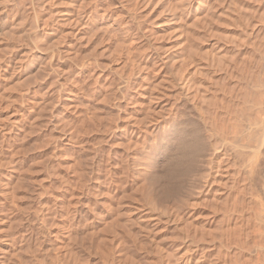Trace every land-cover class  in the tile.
Listing matches in <instances>:
<instances>
[{
  "label": "rangeland",
  "instance_id": "374dc122",
  "mask_svg": "<svg viewBox=\"0 0 264 264\" xmlns=\"http://www.w3.org/2000/svg\"><path fill=\"white\" fill-rule=\"evenodd\" d=\"M53 1L56 32L35 58L34 34L11 50L0 28V55L16 62L0 67V264H244L240 226L264 203V131L260 147L247 134L251 148L217 153L233 156L239 197L236 174L203 189L196 178L195 190L190 170L181 194L163 189L166 168L189 170L180 148L208 147L212 111L227 105L219 124L238 130L264 118V0H85L84 13L81 0ZM237 197L243 216L229 221Z\"/></svg>",
  "mask_w": 264,
  "mask_h": 264
},
{
  "label": "bare ground",
  "instance_id": "6f19581e",
  "mask_svg": "<svg viewBox=\"0 0 264 264\" xmlns=\"http://www.w3.org/2000/svg\"><path fill=\"white\" fill-rule=\"evenodd\" d=\"M80 1V0H79ZM85 0H81V3H79V5L77 6V9L80 11L81 9H82V13H84L85 12V10H84V6L82 5L83 4V2H84ZM198 4H200V2L198 3ZM53 5H54V1L53 0H0V15L2 14V12L4 13V14H6V20L4 21V24H3V26H1L0 28H3V30L5 31V33H7L8 34V36L10 37V43L9 44H7V47L9 48L10 47V49L11 50H13L14 49V45H13V42L14 41H16L15 39H20L21 41L23 40V39H25L26 41L27 40H29L30 41V39H31V35L32 34H34V42H30L29 44H27V48H28V45H30L31 47H29L28 48V50L25 52V57H26V60H31V59H33V58H35L34 56V54H33V50H34V48L35 47H37L36 46V43H37V40H39V38L40 39H42V37L43 36H45V33L46 32H48L49 30H51V31H53L52 33L54 34V30L55 29H53V22H57V21H59L58 19H59V17L58 16H56V14L58 13V12H60V11H58V12H55V10L56 9H53L52 7H53ZM190 8H191V6H190ZM198 11V7H196V12ZM25 13H27L26 15H25ZM22 14H24V15H22ZM20 15L21 16H24L25 18H23V19H21V22H20ZM74 15H75V17H74ZM60 17H62V15L60 16ZM74 17V18H73ZM0 18H1V16H0ZM60 19H63L62 21H64L65 19L62 17V18H60ZM67 20V19H66ZM65 20V21H66ZM68 20H69V23H70V27L68 28V30H69V32L68 33H72L73 31H72V28H71V26L75 23V25L77 24V23H79L80 21H81V14H80V12H75L74 14H72L70 17H68ZM74 22V23H73ZM2 25V24H1ZM74 25V26H75ZM50 31V32H51ZM55 32H56V30H55ZM62 33H61V35L64 33V34H67V33H65V31L63 32V31H61ZM0 33H1V30H0ZM52 33H48V36H52ZM1 36H2V33L0 34ZM60 35V36H61ZM0 36V37H1ZM5 35H3L2 36V38L4 37ZM53 36H55V35H53ZM63 36V35H62ZM8 37V38H9ZM6 39H7V36L5 37ZM56 38V37H55ZM59 39V38H58ZM1 40L2 39H0V42H1ZM4 40V39H3ZM8 40V39H7ZM19 40V41H20ZM14 44H15V42H14ZM58 44V43H57ZM56 44V45H57ZM12 46V47H11ZM36 49V48H35ZM38 49V48H37ZM10 50V51H11ZM3 54H1L0 56V67H11V66H14L13 65V62L15 61V60H11L10 58H5V57H3L2 56ZM16 62H14V64H15ZM4 65V66H3ZM235 67V66H234ZM6 68L4 69V71H7L6 70ZM237 68V67H236ZM236 68H235V70H236ZM1 72L2 71H0V74H1ZM5 73V72H4ZM2 74H3V72H2ZM231 74V73H230ZM6 76V75H5ZM2 78H5L4 77V75H2ZM1 78V79H2ZM185 81V82H184ZM183 86H185V88H189L191 85H190V80H188V81H186V79H184L183 80ZM192 83V82H191ZM262 86V85H261ZM199 90V89H198ZM221 94V93H220ZM222 96V95H221ZM224 97V96H223ZM204 98V97H203ZM229 99V98H228ZM223 100V99H222ZM218 101V100H217ZM230 101V100H229ZM223 102H224V100H223ZM217 103V102H216ZM216 103L214 104V105H216ZM225 103V102H224ZM264 103V102H263ZM210 104V103H209ZM226 104V103H225ZM253 104V103H252ZM257 104V103H256ZM262 104V103H261ZM229 105V104H228ZM255 105V104H254ZM264 105V104H263ZM221 106H222V108H221ZM220 106V108L219 109H215V112L214 111H212V113H210V115L207 117L208 118V121H207V123L209 124V126L208 127H210L208 130H209V144H208V147L207 148H205L204 146H203V144H200V143H195V144H192V146H188V147H183V148H180V150L179 151H181V153L180 152H178L177 154V157L176 158H178V156H179V158L181 159V161H185V160H188L189 161V164H190V162H191V166L189 165V167L188 166H184L185 168H188L189 170H186V172H184V170H182V171H180L181 172V174L180 173H178V171L176 172L177 173V175L178 174H180V175H178V176H176L175 175V172H173L172 171V167H171V169H170V167L167 169L166 168V170L169 172L170 170H171V172H164L165 173V177L167 176L168 177V179H170V180H168L169 181V183L167 184V182L168 181H166L165 183V187H164V192H166L167 190H168V192H166V195L167 196H171V195H176L177 193H179V194H181L180 192H181V188H182V186L184 185V187H185V185H186V182L188 181V180H190V179H188L187 180V175H188V172H189V174L191 173V172H193L194 174H190L191 175V178L195 175L196 177H194L193 179H194V186L195 185H197V184H199V185H203L201 188L203 189V187H205V188H207V187H210V185H211V183L212 182H214L213 180H214V178L215 177H217V176H221V177H228L229 175H230V177L232 178V176L233 175H235V178L233 179V181H232V188L233 189H235L236 190V192H237V196L239 195V193H241V191H240V186H239V179L237 178V177H239L240 175V173L241 172H236L235 174L234 173H231V166H232V161L230 160V158H232L233 156H230V154H226V163L224 164L223 162H220V160H218V158H219V156L217 155V153L219 152V150L221 149V148H224L225 146H228L229 145V147L231 146L232 148H233V150H235V152H242L243 153V151L245 150L246 151V149H249V145H248V143H247V145L242 141L243 140V138H246V135L248 134L249 135V138H247V139H249L248 140V142L251 140L252 142H254V140H258V139H260V138H258V135H259V133L260 132H258V134H256L257 132H256V129L258 128V129H261V131H264V118H260V119H256V121L254 122V123H250L249 125V128H247V129H243V130H238L237 129V127L236 126H238V125H236V123L234 124V123H232V118H228V120L229 119H231V123H230V125H226V124H219V121H220V117L219 116H222V114H224L223 112V110H225L226 111V106L225 105H221ZM260 106V105H259ZM211 107H212V105H211ZM229 107H231V106H229ZM251 107V106H250ZM262 107V106H261ZM196 108V107H195ZM202 108H203V106H202ZM215 108V107H214ZM197 109V108H196ZM211 109V108H210ZM231 109H232V107H231ZM233 109H235V107H233ZM200 110V109H199ZM229 110V109H228ZM227 110V115H228V117L230 116V114H235L234 112H231V111H233V110H231V111H228ZM258 110H259V108H258ZM263 110H264V107H263ZM260 111V110H259ZM221 112V113H220ZM262 112V111H261ZM200 113V112H199ZM198 113V114H199ZM206 113V112H205ZM232 114V115H233ZM201 115V114H200ZM206 115V114H205ZM223 116H226V115H223ZM222 116V117H223ZM236 117H237V115H236ZM206 118V117H205ZM223 118H225V117H223ZM233 119H235V118H233ZM174 121V120H173ZM204 121H205V119H204ZM206 123V124H207ZM233 124V125H232ZM238 124V123H237ZM234 125H235V127H234ZM140 127V126H139ZM244 127V126H243ZM140 129V128H139ZM166 129H167V127H166ZM248 130V131H247ZM135 131V129H133L132 131H131V133L132 132H134ZM162 131H165V129L164 130H162ZM161 131V132H162ZM183 131V130H182ZM140 132V131H139ZM206 132V131H205ZM135 133H136V131H135ZM176 133H177V131H176ZM184 133V132H183ZM262 134V139L264 140V136H263V134L264 133H261ZM248 135H247V137H248ZM257 136V137H256ZM261 137V136H260ZM254 138H256V139H254ZM155 139V138H154ZM163 139V138H162ZM158 140V139H157ZM190 140V139H189ZM207 140H208V138H207ZM261 140V139H260ZM260 140H258L257 142L258 143H260V144H258L259 145V147H260V145H261V142H263L262 140L260 141ZM143 141H144V139H143ZM154 141V140H153ZM192 141V140H191ZM246 141V140H245ZM260 141V142H259ZM183 142H184V139H183ZM204 142V141H203ZM208 142V141H207ZM257 142H254V143H257ZM144 143H146V141L144 142ZM148 143H149V141H148ZM151 143V142H150ZM160 143H161V141H160ZM158 144V143H157ZM156 145V143L155 142H152V144H150L149 145V151H151V149L154 147ZM256 145V144H255ZM187 146V145H186ZM159 147V146H158ZM252 147V146H251ZM250 147V148H251ZM256 148L258 147V146H255ZM156 148H157V146H156ZM231 148V149H232ZM255 148V149H256ZM178 149V148H177ZM205 149H208L209 151H211L212 152V154H210V156H208V157H206V159H204L203 161H201L200 160V158H201V156H203L204 155V153H206L205 151ZM254 148H253V150L254 151H256ZM156 150V149H155ZM154 150V152H156ZM146 153V152H145ZM148 153V152H147ZM240 153H238V154H240ZM149 154V153H148ZM167 155V154H166ZM146 156V155H145ZM151 156H153V155H151ZM169 156V155H168ZM176 156V155H175ZM158 158V157H157ZM205 158V157H204ZM145 159H147V158H145ZM151 159V158H150ZM180 159H179V161H180ZM147 160H145V162H146ZM182 162V163H185V162ZM199 161H201L200 163H199ZM150 162V161H149ZM177 162H178V159H177ZM154 163V162H153ZM188 162H186V164H187ZM201 165V166H199V164ZM141 164V163H140ZM178 164H180V163H178ZM173 165V164H172ZM181 165V164H180ZM155 166V165H154ZM164 166V165H163ZM145 167V166H144ZM183 167V168H184ZM191 167V168H190ZM201 167V168H200ZM145 169V168H144ZM147 169V168H146ZM175 168H173V170H174ZM181 169V168H180ZM165 170V171H166ZM190 170H191V172H190ZM140 171V170H139ZM163 174V173H162ZM233 174V175H232ZM242 175V174H241ZM164 177V178H165ZM190 177V176H189ZM19 178H20V176H19ZM18 178V179H19ZM197 178V182L198 181H200L201 182V180H203V183L201 184V183H195V179ZM17 179V180H18ZM167 178H165V180H166ZM186 179V180H185ZM193 179L191 180L192 182H193ZM236 179V180H235ZM238 179V180H237ZM164 181V180H163ZM185 183V184H184ZM242 184H243V182H241ZM24 184V183H23ZM166 185L168 186V189H167V187H166ZM199 185H197V186H195V188L196 187H200ZM244 185V184H243ZM193 186V185H192ZM193 186V187H194ZM187 188H193V187H188V183H187V186H186ZM167 189V190H166ZM166 190V191H165ZM180 190V191H179ZM189 190V189H188ZM194 190V189H193ZM195 190H197V188L195 189ZM194 190V191H195ZM198 190H201L200 188L198 189ZM190 191V193L192 194V193H195L194 191L193 192H191L192 190H189ZM203 191V190H202ZM187 192V191H186ZM170 193H173V194H170ZM164 194V193H163ZM169 194V195H168ZM189 194V193H188ZM187 194V195H188ZM160 195V194H159ZM165 195V196H166ZM194 195V194H193ZM192 195V196H193ZM165 196H163V197H165ZM176 196H178V194L176 195ZM240 196V195H239ZM238 196V197H239ZM160 197H162V195L160 196ZM237 197V199H234L235 201H234V204L232 203V208L229 206V207H226V208H224L223 210L225 211L224 213V216L226 217L225 219H228L229 221H231V220H233L234 218V216L232 217L231 215H234L235 213H238V215L240 214L239 213V210H241L242 209V205H239V203H241V202H239L238 203V201H241V200H238V199H240V198H238ZM235 198H236V196H235ZM162 199V198H161ZM155 201V200H154ZM156 203V202H155ZM154 203V204H155ZM153 204V201L151 202V205H154ZM242 204V203H241ZM261 204V208H260V210L256 213V218H255V220H254V222L252 223V222H245L244 223V225L242 224V226H240L241 228H243V226H244V228H245V230H244V232L242 231V235L244 234L245 235V237H244V240H242L243 241V244L241 245V247L243 248V251H244V264H264V203H260ZM156 206H157V204H155ZM238 205L241 207H238ZM155 206V207H156ZM157 208V207H156ZM155 208V209H156ZM161 208V207H160ZM231 208V209H230ZM154 209V208H153ZM154 209V210H155ZM158 210V209H157ZM159 211V210H158ZM161 212L162 211H164V209L162 210H160ZM233 211V212H232ZM160 212V213H161ZM241 212V211H240ZM242 213V212H241ZM163 215V214H162ZM241 215V214H240ZM239 215V216H240ZM160 216V215H159ZM241 216H243V215H241ZM238 217V216H237ZM160 218V217H159ZM158 218V219H159ZM225 221V220H224ZM228 222V221H227ZM237 223V225L239 224L238 222H236ZM230 224V223H229ZM235 224V223H234ZM233 227V226H232ZM239 227V228H240ZM239 228L237 227V229L239 230ZM231 229V228H230ZM234 229H235V227H234ZM243 230V229H242ZM233 229L232 230H229V232H227L226 233V240H229V242L231 241L232 242V239H233V237L235 236H237V232H239V231H233ZM243 235V236H244ZM242 236V237H243ZM238 239V238H237ZM239 239H240V237H239ZM222 240L223 239H221V240H219V242L221 243V245H222V243H224V242H222ZM235 240H236V238H235ZM240 241H241V239H240ZM230 242V243H231ZM227 247V246H226ZM236 247V246H235ZM241 248V249H242ZM231 249V248H230ZM220 250V249H219ZM243 257V256H242ZM240 258V257H239ZM189 259V258H188ZM187 259V260H188ZM238 262V261H237ZM236 262V263H237ZM239 264V263H238Z\"/></svg>",
  "mask_w": 264,
  "mask_h": 264
}]
</instances>
